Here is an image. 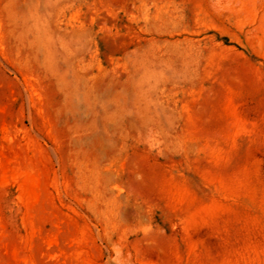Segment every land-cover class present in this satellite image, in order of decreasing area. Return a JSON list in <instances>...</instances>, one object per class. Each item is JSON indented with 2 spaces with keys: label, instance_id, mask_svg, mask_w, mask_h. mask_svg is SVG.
Returning <instances> with one entry per match:
<instances>
[{
  "label": "rangeland",
  "instance_id": "1",
  "mask_svg": "<svg viewBox=\"0 0 264 264\" xmlns=\"http://www.w3.org/2000/svg\"><path fill=\"white\" fill-rule=\"evenodd\" d=\"M0 264H264V0H0Z\"/></svg>",
  "mask_w": 264,
  "mask_h": 264
}]
</instances>
